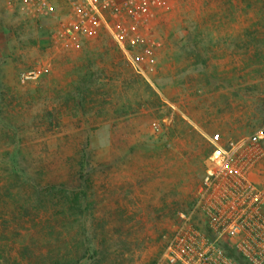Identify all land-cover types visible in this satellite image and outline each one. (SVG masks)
I'll return each instance as SVG.
<instances>
[{"label":"rangeland","instance_id":"rangeland-1","mask_svg":"<svg viewBox=\"0 0 264 264\" xmlns=\"http://www.w3.org/2000/svg\"><path fill=\"white\" fill-rule=\"evenodd\" d=\"M147 17L159 45L131 49L137 71L104 29L64 38L0 0V264H158L207 136L264 125V0H148Z\"/></svg>","mask_w":264,"mask_h":264},{"label":"built area","instance_id":"built-area-1","mask_svg":"<svg viewBox=\"0 0 264 264\" xmlns=\"http://www.w3.org/2000/svg\"><path fill=\"white\" fill-rule=\"evenodd\" d=\"M17 3L28 15L55 16L64 38L90 35L104 29L143 71L131 49L141 54L159 45L149 30L148 0H5ZM144 55V54H143ZM45 72L44 64L21 71L26 84ZM211 150L191 206L177 214L171 231L163 236L158 264H240L229 256L226 242L247 264H264V183L255 169L264 154V125L240 137L207 136Z\"/></svg>","mask_w":264,"mask_h":264},{"label":"trees","instance_id":"trees-1","mask_svg":"<svg viewBox=\"0 0 264 264\" xmlns=\"http://www.w3.org/2000/svg\"><path fill=\"white\" fill-rule=\"evenodd\" d=\"M87 206L89 207V204L87 203L83 210H86ZM221 246L224 248L226 253L231 256L234 260H236L240 264H247L244 259L241 257V255L235 250V248L231 247L226 242L221 243Z\"/></svg>","mask_w":264,"mask_h":264}]
</instances>
